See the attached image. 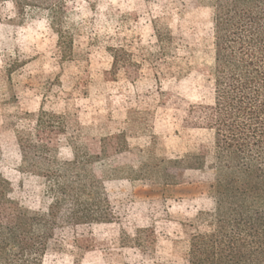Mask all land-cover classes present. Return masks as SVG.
Returning <instances> with one entry per match:
<instances>
[{"label":"rangeland","instance_id":"rangeland-1","mask_svg":"<svg viewBox=\"0 0 264 264\" xmlns=\"http://www.w3.org/2000/svg\"><path fill=\"white\" fill-rule=\"evenodd\" d=\"M56 1L63 10L55 28L46 6L33 3L22 15L0 0V173L11 198L41 212L52 200L46 180L23 168L16 139L18 130L35 131L41 109L67 117L61 160L73 158L74 136L124 132L127 145L93 167L112 222H60L43 264L184 263L189 224L214 208V131L189 112L214 102L213 11L203 0ZM57 30L73 43L68 57ZM163 30L173 35L166 53ZM121 45L140 67L111 80L110 48ZM198 153L205 166L189 169Z\"/></svg>","mask_w":264,"mask_h":264},{"label":"trees","instance_id":"trees-1","mask_svg":"<svg viewBox=\"0 0 264 264\" xmlns=\"http://www.w3.org/2000/svg\"><path fill=\"white\" fill-rule=\"evenodd\" d=\"M11 1L22 15L33 3L46 6L54 27L59 23V1ZM203 1L213 11L214 102L190 106L189 112L203 114L205 127L214 131L216 172L209 187L214 208L199 211L196 222L189 224L194 231L186 262L175 264H264V0ZM57 32L63 56L68 57L73 43ZM157 37L166 53L173 35L163 30ZM110 52L108 79L120 68L140 67L124 46L111 47ZM66 129V115L41 109L34 132L16 133L23 168L46 180L52 200L46 212L21 206L11 198V184L0 173V264H43L60 222H112L109 200L93 167L110 152L123 151L126 134L74 136L73 158L61 160L58 142ZM189 158V169L206 164L203 153Z\"/></svg>","mask_w":264,"mask_h":264}]
</instances>
